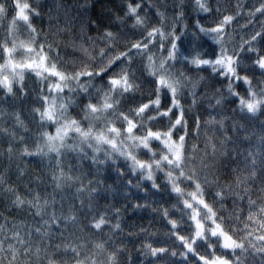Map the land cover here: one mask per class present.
Instances as JSON below:
<instances>
[{
	"label": "clouds",
	"instance_id": "9594fccd",
	"mask_svg": "<svg viewBox=\"0 0 264 264\" xmlns=\"http://www.w3.org/2000/svg\"><path fill=\"white\" fill-rule=\"evenodd\" d=\"M15 3L0 0V37L10 38V28L19 32L27 25L25 35L52 41L65 57H80L85 69L93 63V71L107 67L108 58L140 37L150 43L158 37L167 48L156 44L134 57L131 89L114 91L107 80L92 83L100 102L105 93L112 97L110 110H82L89 99L85 95L81 108L74 111L70 105L57 117V124L79 121L82 130L91 129L87 137L72 131L55 148L40 138L39 153L33 150L32 157L16 161L26 171L34 167L49 195L55 193L53 242L66 253L56 264H186L177 230L187 228L182 201L191 199L197 182L210 201L221 186L227 195L237 178L250 188H264V0H24L28 18L23 23ZM133 3L135 14L128 7ZM6 42L0 39V45ZM102 48L110 50L104 60L98 55ZM149 64L153 71L144 70ZM161 77L171 86L154 83ZM128 96L149 107L137 111L125 104ZM169 96L188 122L183 141L181 132L168 136L179 127L171 109L165 111ZM130 119L132 131L127 130ZM149 128L159 137L149 136ZM43 130L51 131L46 123L41 137ZM101 134L108 140L98 141ZM173 140L182 145L179 160L170 148ZM6 166L0 157V170ZM8 211L31 223L30 210ZM12 243L17 251L10 252L6 241L0 264H41L42 258L26 256L23 245ZM245 264H264V245H250Z\"/></svg>",
	"mask_w": 264,
	"mask_h": 264
},
{
	"label": "snow or ice",
	"instance_id": "6c2138e0",
	"mask_svg": "<svg viewBox=\"0 0 264 264\" xmlns=\"http://www.w3.org/2000/svg\"><path fill=\"white\" fill-rule=\"evenodd\" d=\"M128 7L130 13H136L134 3ZM14 10L20 23L28 18V5L24 0H16ZM26 29L27 25L19 32L10 28L12 37L8 38L7 34L0 37L7 41L0 45V157L8 161V166L0 170V235L3 236L0 249L7 241L9 251L15 254L17 249L12 243L15 241L25 247L26 256L32 254L42 258L41 264H56L66 253H62L53 242L55 193L49 195L43 176L35 174L34 167L26 171L25 165L16 161L23 162L32 157L33 150L39 153L40 138L44 139L47 147L55 148L72 131L87 137L91 129L82 130L79 121L75 119H65L62 124H57V117L66 113L70 105H75L74 111L81 108L85 95L89 99L82 110H90L92 113L110 110L112 97L105 93L100 102V92L92 94V83L107 80L114 91L131 89L137 71L132 68L134 57L144 55L145 49L156 44H159L162 51L167 48L158 37H154L151 43L146 36L140 37L130 48L108 58L107 67L93 71L95 63L85 69L80 57H65L63 49L58 45L49 40L33 38L31 34L25 35ZM105 35L107 39H112L111 33ZM260 40L264 43V33ZM77 47L84 56L89 55L83 45ZM98 55L104 60L110 56V50L99 49ZM144 70L153 71L154 67L149 64ZM25 74L27 80L22 79ZM154 83H168L171 86L162 77ZM77 96L80 99L74 100ZM124 102L137 111L149 107L145 101L133 96L126 97ZM173 105L175 98L169 96L165 111L171 109L170 115L179 127L177 131H169L168 136L175 137L177 132H181L183 134L179 139L183 141L188 131V122L184 121L182 111ZM248 106L252 107L251 104ZM195 122L198 124V118ZM45 123L51 131L43 130L41 137L38 133ZM134 128L135 121L130 119L127 130L132 131ZM148 135L159 137L160 133L149 128ZM141 139L145 142L147 140L146 137ZM97 140L106 141L108 137L101 134ZM172 147L175 148L174 156L179 160L182 145L173 140L170 145ZM215 183L219 185V181ZM173 188L177 193L182 192L175 183ZM226 191L227 195L221 186V190L210 201L206 190L197 182L191 199H183L188 216L187 228L178 229L177 235L180 247L184 250L183 255L187 257L186 264H245L249 246L264 245V188H250L246 182L237 178L236 186H229ZM17 206L31 211V223L29 219L21 218L18 211H8L9 207ZM175 223V220L171 221V224ZM185 232L188 233L187 239L183 234ZM60 235L63 236V233ZM34 244L36 247H33Z\"/></svg>",
	"mask_w": 264,
	"mask_h": 264
}]
</instances>
